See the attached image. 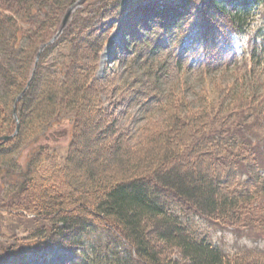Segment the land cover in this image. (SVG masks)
Listing matches in <instances>:
<instances>
[{"label":"trees","instance_id":"1","mask_svg":"<svg viewBox=\"0 0 264 264\" xmlns=\"http://www.w3.org/2000/svg\"><path fill=\"white\" fill-rule=\"evenodd\" d=\"M76 1L0 0V264L41 244L62 264H264L211 242V226L264 241V45L235 50L264 0H89L50 43ZM116 27L123 68L97 78ZM65 120L62 165L42 145L20 163Z\"/></svg>","mask_w":264,"mask_h":264},{"label":"rangeland","instance_id":"2","mask_svg":"<svg viewBox=\"0 0 264 264\" xmlns=\"http://www.w3.org/2000/svg\"><path fill=\"white\" fill-rule=\"evenodd\" d=\"M124 1L125 0H123L122 2ZM79 8L80 7H78L77 9ZM262 8L260 10V14L254 16L253 21L251 22L250 28L248 32L246 33V35H244L243 37L236 38L235 50L237 52V55L242 56L244 53L249 51L250 48H252L250 42L254 40H256L257 46L263 47L264 41L260 39V35H261L260 30L264 26V9ZM77 9H75L73 13ZM121 17L126 18L127 20V16L124 14V15H121L120 17L113 18L112 20L108 21L105 24L108 25L115 21L120 22ZM122 38H123L122 29L119 27H116V29L113 31V33L110 36L109 43L107 44L105 50L103 51L101 55L98 70L96 73L97 78L103 77V75L108 71L112 73V72H117L119 71V69L123 68L122 66L124 64V61L127 57L128 52L127 50H124V49H122L120 52L119 51L117 52L115 49V45L120 44ZM262 65H264V61L262 62ZM219 76L220 74L212 75L214 79H217ZM228 77H230V75H225L224 78H228ZM104 101L105 99L102 97V102ZM105 107H110L111 112L114 115L117 114V119L119 122H121L120 124L124 126L129 125V121H127V118L125 120V117L126 116H128V118L129 116L132 117L133 111L128 109L126 106H124L118 97L112 98L110 103H105ZM15 134L16 133H14L13 135ZM70 140H71L70 121L65 120L60 123H55L45 132L41 140L36 145H34L30 149L22 153V156L20 158V163H24L25 159L30 154L35 152L38 146L42 145V146H47L49 148V152L52 153L56 157L55 161H52L49 164V167H53L56 165H62L63 160L66 157V153H67ZM92 142L93 140L91 139L90 144H92ZM87 150H90V149L89 148L82 149V153L85 154L82 162L85 165L89 164V158L86 157V153H88ZM100 164H105V163L100 161ZM27 218H31V217L28 216ZM7 220L8 218L5 220V217H4L5 223H3L2 233L5 236H7V234L8 235L13 234L14 231H16L18 235L21 234L20 232L23 231L22 227L15 220H12V221H7ZM199 221H200L199 225L203 229L208 228V225H209L208 223L202 220H199ZM27 229L29 228L27 227ZM211 232L213 233L211 237L212 244L216 245L222 252L226 254H233L239 251L242 252L243 250L247 251L249 249H257L260 251H264V241H259L255 243L254 240L250 239L249 237H245V236L237 237V235L231 230H228V229L221 230L220 228H217L216 226H211ZM71 255H72L71 251L60 249V248L53 247V246L49 247L46 244H41L35 247L34 249H30L25 254V257H26V260L28 261V264H62L64 262H67Z\"/></svg>","mask_w":264,"mask_h":264},{"label":"water","instance_id":"3","mask_svg":"<svg viewBox=\"0 0 264 264\" xmlns=\"http://www.w3.org/2000/svg\"><path fill=\"white\" fill-rule=\"evenodd\" d=\"M86 1L88 0H78L75 4H73L71 7H69L65 13L63 14V17L60 21L57 33L55 35V37L52 39V41H50V43H52L61 33L62 31L67 27V25L69 24L71 17H72V13L75 9H77L78 7H81ZM40 53L37 55V58L39 57ZM24 94V92H22L16 99V102H18L20 100V98L22 97V95ZM18 129H16L15 133L17 132ZM11 137H4L1 140L2 141H8Z\"/></svg>","mask_w":264,"mask_h":264},{"label":"bare ground","instance_id":"4","mask_svg":"<svg viewBox=\"0 0 264 264\" xmlns=\"http://www.w3.org/2000/svg\"><path fill=\"white\" fill-rule=\"evenodd\" d=\"M60 189V188H59ZM63 191V190H62Z\"/></svg>","mask_w":264,"mask_h":264}]
</instances>
